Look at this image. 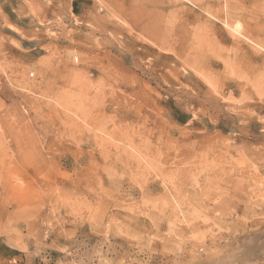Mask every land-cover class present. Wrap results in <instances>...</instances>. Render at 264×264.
<instances>
[{
    "label": "rangeland",
    "instance_id": "rangeland-1",
    "mask_svg": "<svg viewBox=\"0 0 264 264\" xmlns=\"http://www.w3.org/2000/svg\"><path fill=\"white\" fill-rule=\"evenodd\" d=\"M0 264H264V0H0Z\"/></svg>",
    "mask_w": 264,
    "mask_h": 264
},
{
    "label": "bare ground",
    "instance_id": "bare-ground-1",
    "mask_svg": "<svg viewBox=\"0 0 264 264\" xmlns=\"http://www.w3.org/2000/svg\"><path fill=\"white\" fill-rule=\"evenodd\" d=\"M227 27H229V25H227ZM228 34H229V32H228ZM231 35H233V34H230V36H231ZM231 37H232V36H231ZM234 38H235V37H234ZM235 39H236V38H235ZM232 40H234V39H232ZM237 41H239V40H237ZM248 41H249V40H248ZM257 43H258V42H257Z\"/></svg>",
    "mask_w": 264,
    "mask_h": 264
}]
</instances>
